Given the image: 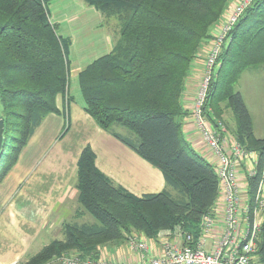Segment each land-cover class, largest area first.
I'll use <instances>...</instances> for the list:
<instances>
[{"label": "trees", "instance_id": "trees-1", "mask_svg": "<svg viewBox=\"0 0 264 264\" xmlns=\"http://www.w3.org/2000/svg\"><path fill=\"white\" fill-rule=\"evenodd\" d=\"M84 1L120 22L112 51L78 75L85 111L158 168L173 193L137 197L116 186L98 170L88 145L78 162L79 202L96 223L65 225L63 240L20 264H47L64 255L99 260L101 248L123 243L134 232L155 239L180 228L198 241L202 219L213 213L220 194L216 169L183 135L181 100L191 66L231 0ZM230 37L204 111L215 127L218 121L226 127L225 104L236 119L237 140L257 153V175L249 178L253 199L263 171L264 139L254 137L251 115L235 86L244 71L264 70V0L254 1ZM70 44L51 23L46 0H0V113L5 121L0 181L44 118L60 114L56 98L70 89ZM114 126L131 135L116 133ZM256 259L264 264V224Z\"/></svg>", "mask_w": 264, "mask_h": 264}, {"label": "crops", "instance_id": "crops-1", "mask_svg": "<svg viewBox=\"0 0 264 264\" xmlns=\"http://www.w3.org/2000/svg\"><path fill=\"white\" fill-rule=\"evenodd\" d=\"M46 1L50 21L57 26L58 35L71 42L69 59L73 60L76 71L71 74L67 95H58L56 98L60 114H49L44 118L21 152L18 162L0 181V264L23 263L49 243L63 240L65 225L85 224L80 222L88 213L83 211L79 202L78 162L88 145L95 153L98 170L116 186L137 197L164 190L173 193L158 168L142 159L110 132L101 129L85 111L78 75L92 62L112 51L116 41L113 33L117 30L112 29L114 26L110 24L111 19L84 0ZM239 1L231 0L217 26L228 20L233 6ZM205 57V53L201 51L186 79L181 100L185 115L181 118V124L183 135L192 149L216 169L219 159L197 134L192 116L204 77ZM246 106L252 118L254 137L264 139L256 135L254 125L257 117L247 104ZM222 107L223 118L228 124L226 145L228 152H231L232 145L236 142L237 123L233 112L225 104ZM257 162V153L250 152L236 169L239 196L243 205L252 200L249 178L256 169ZM221 191L223 194H219L212 213L217 224L204 237L208 253L217 247L224 230L226 193L220 185ZM130 238L147 244L149 252L146 257L130 248ZM166 239L178 245L186 243L183 236L175 231L160 232L155 239L134 232L123 243L101 248L99 259L142 264L148 258L161 255L162 241ZM47 264L61 263L54 259Z\"/></svg>", "mask_w": 264, "mask_h": 264}, {"label": "built area", "instance_id": "built-area-1", "mask_svg": "<svg viewBox=\"0 0 264 264\" xmlns=\"http://www.w3.org/2000/svg\"><path fill=\"white\" fill-rule=\"evenodd\" d=\"M254 1L240 0L228 20L217 26L212 38L203 45L201 51L206 55L204 77L192 112L197 134L219 159L216 173L226 193V215L222 237L212 252L208 253L205 250L204 237L217 224L215 216L208 214L202 219L201 237L198 241L178 228L175 232L183 236L186 243L178 245L171 240H163L161 255L148 258L142 264H260L256 259V252L261 227L264 224V161L257 193L250 203L243 205L239 196L236 169L250 152L237 142L233 143L231 152H228L225 125L218 121L215 127L204 111L211 82L217 74L218 59L222 50L231 40L233 29ZM256 175L255 169L250 177ZM129 246L140 252L142 257H146L149 252L147 244L135 238H130ZM58 260L61 264H125L100 259H83L79 255H64Z\"/></svg>", "mask_w": 264, "mask_h": 264}, {"label": "rangeland", "instance_id": "rangeland-1", "mask_svg": "<svg viewBox=\"0 0 264 264\" xmlns=\"http://www.w3.org/2000/svg\"><path fill=\"white\" fill-rule=\"evenodd\" d=\"M237 5L238 3H236V5H234L233 8H235ZM110 19H111L110 20L111 26H114L112 29L114 31L117 30L116 33H113V37H116V41L114 43L115 45L119 39L120 23L116 17H110ZM72 62L73 60L70 59V63H71L70 74L73 75L76 70L74 67V63ZM72 87L75 86L72 84ZM235 90L242 94L244 101L249 106L254 116L257 117L255 120L256 125H254L256 135L260 138H264V70L263 68H259L258 70H247L246 72H244L241 79L237 83ZM225 123L227 124V120ZM226 127H228V124L226 125ZM113 130L116 133L124 134V136L131 135V132H129V130L122 127L114 126ZM235 141L240 144L237 138ZM220 193L223 194L222 191ZM80 222L93 224L96 223V220L91 215L87 214L85 218L81 219Z\"/></svg>", "mask_w": 264, "mask_h": 264}, {"label": "water", "instance_id": "water-1", "mask_svg": "<svg viewBox=\"0 0 264 264\" xmlns=\"http://www.w3.org/2000/svg\"><path fill=\"white\" fill-rule=\"evenodd\" d=\"M4 135H5V121L0 113V159L3 151Z\"/></svg>", "mask_w": 264, "mask_h": 264}]
</instances>
